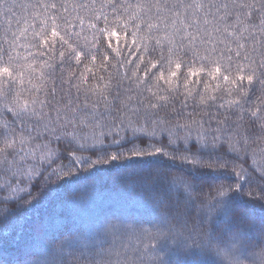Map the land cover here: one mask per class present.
<instances>
[{
	"label": "snow or ice",
	"instance_id": "6c2138e0",
	"mask_svg": "<svg viewBox=\"0 0 264 264\" xmlns=\"http://www.w3.org/2000/svg\"><path fill=\"white\" fill-rule=\"evenodd\" d=\"M134 160L147 198L0 264H264V0H0V222Z\"/></svg>",
	"mask_w": 264,
	"mask_h": 264
},
{
	"label": "trees",
	"instance_id": "16d2710c",
	"mask_svg": "<svg viewBox=\"0 0 264 264\" xmlns=\"http://www.w3.org/2000/svg\"><path fill=\"white\" fill-rule=\"evenodd\" d=\"M16 11L18 15L22 14L19 9ZM157 172L158 165H149L146 162L135 160L128 162V166L108 168L96 178L95 191L90 185L86 193L83 189L76 193L75 198L83 202L73 208L70 213L63 209L59 199L55 198L47 205L36 208L25 205L16 210V216L12 220L0 222V233H8V240L15 237L17 232L27 235L34 231L42 221L47 222L50 216H57V223L68 229L87 227L90 220L101 209L107 213L141 196L147 198L150 195L148 189L158 180ZM242 206L238 201L237 214ZM252 212L257 219L261 218L259 208L253 209Z\"/></svg>",
	"mask_w": 264,
	"mask_h": 264
}]
</instances>
